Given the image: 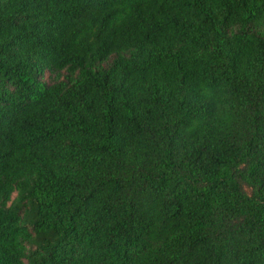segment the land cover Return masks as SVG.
<instances>
[{
  "label": "trees",
  "instance_id": "16d2710c",
  "mask_svg": "<svg viewBox=\"0 0 264 264\" xmlns=\"http://www.w3.org/2000/svg\"><path fill=\"white\" fill-rule=\"evenodd\" d=\"M0 264H264V0H0Z\"/></svg>",
  "mask_w": 264,
  "mask_h": 264
}]
</instances>
